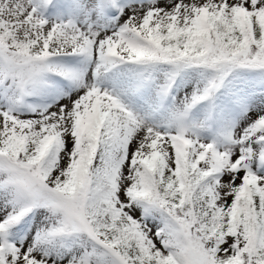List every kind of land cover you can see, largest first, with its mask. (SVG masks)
I'll return each instance as SVG.
<instances>
[{
  "label": "snow or ice",
  "instance_id": "snow-or-ice-1",
  "mask_svg": "<svg viewBox=\"0 0 264 264\" xmlns=\"http://www.w3.org/2000/svg\"><path fill=\"white\" fill-rule=\"evenodd\" d=\"M0 264H264V0H0Z\"/></svg>",
  "mask_w": 264,
  "mask_h": 264
}]
</instances>
